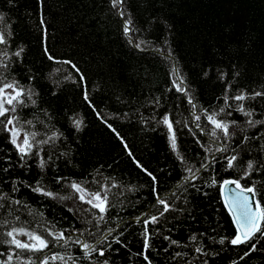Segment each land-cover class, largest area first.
<instances>
[{"label": "snow or ice", "instance_id": "6c2138e0", "mask_svg": "<svg viewBox=\"0 0 264 264\" xmlns=\"http://www.w3.org/2000/svg\"><path fill=\"white\" fill-rule=\"evenodd\" d=\"M15 2L6 0L8 6ZM129 3L107 0L105 11L117 19L118 31L134 50L159 54L170 62L168 80L161 95L146 98L141 105L151 107L150 115L136 108L131 116L129 112L113 116L121 120L135 117L143 130L159 129L173 158V169L162 180L135 158L124 137L90 99L84 71L71 57L61 58L51 51L45 0H36L35 30L40 35L42 57L66 66L55 67L49 74L52 94L65 82L78 87L83 100L120 141L147 182L122 183L117 175L100 171L103 165L79 178L59 172L57 161L73 163L72 143L51 123L53 117L47 109L40 107V93L33 83L38 72L26 63L27 45L17 41L12 21L0 11V264H114L112 256L122 248L129 264L133 257H139L140 264H210V260L222 264L224 259L227 264H238L251 259L252 253L264 251V77L245 84L238 79L241 74L235 65L231 73L222 68L202 69V78L211 79L212 73L222 85L212 102L202 104L171 48L170 33L151 37L160 18L152 16L139 23ZM56 74L59 78L53 79ZM68 121L75 133L84 127L78 114ZM188 143L194 147L189 149ZM172 171L178 179L165 193V180ZM142 190H146L145 210L121 215L126 206L136 207L128 194L140 202L136 194ZM193 196L209 203L219 199L230 230L219 220L203 216V230L173 238L178 230L173 220L197 219ZM32 200L58 202L71 216L50 219ZM126 233L136 238V251ZM217 244L219 248L214 247ZM232 251L235 258L217 260L221 253Z\"/></svg>", "mask_w": 264, "mask_h": 264}, {"label": "trees", "instance_id": "16d2710c", "mask_svg": "<svg viewBox=\"0 0 264 264\" xmlns=\"http://www.w3.org/2000/svg\"><path fill=\"white\" fill-rule=\"evenodd\" d=\"M106 2L45 0L48 46L58 57H71L84 71L89 97L98 106L101 116L124 137L135 158L163 180L165 174L173 169V158L159 129L143 130L144 126L135 117L121 120L114 118L113 114L129 112L131 116L132 111L139 108L140 113L150 115L151 107L141 105L145 104L146 98L161 95L168 80L170 62L159 54H144L128 45L118 31L117 19L106 13ZM129 6L139 23L152 16L160 18L151 31V37L170 33L171 48L202 104L212 102L222 87L212 73L211 79L202 78V69L222 68L231 73L235 65L241 74L238 79L245 84L259 82L264 77V0H130ZM0 11L6 12L12 21L17 41L27 45L26 63L38 72V78L33 83L40 93V107L47 109L53 117L51 123L72 143L73 163L69 165L63 159L57 161L59 172L79 178L103 165L100 171L105 175H117L122 183H146V177L132 163L112 131L83 100L78 87L65 82L55 95L52 94L53 80L49 79V74L55 67L66 66L52 64L42 57L40 35L35 30L38 20L36 0H16L13 6H8L6 0H0ZM57 78L59 74L53 77ZM117 97L120 99L117 100ZM76 114L84 121L79 133L71 129L68 121L69 116ZM36 115L44 119L43 113L37 112ZM184 139L180 137L181 141ZM187 147L191 149L194 145L188 143ZM34 171L33 168L28 176ZM177 179L176 171H172L171 178L165 180V193ZM209 191L212 196L216 195L215 191ZM145 194L146 190L136 194L141 197L140 202L128 194L136 207L126 206L121 215L128 217L144 211L147 203L143 200ZM192 199L193 215L197 219L193 221L181 217L173 220L172 224L178 229L172 233L173 238L182 237L197 228L203 230L206 226L203 216L219 220L224 229L230 230L229 218L219 199L212 203L199 196ZM31 203L50 219H59L62 214L71 216L55 201L44 200L41 204L32 200ZM61 223L66 224L67 221ZM132 231L134 228L129 229V233ZM125 235L131 241L132 250L136 251V238L128 233ZM214 247L220 246L217 244ZM226 256L235 258L236 252L221 253L217 260L221 261ZM251 257L238 261V264H245V261L247 264H264V251L252 253ZM112 259L114 264H129L123 248L118 254H113ZM132 264H140V258L133 257ZM222 264H227V260L224 259Z\"/></svg>", "mask_w": 264, "mask_h": 264}]
</instances>
